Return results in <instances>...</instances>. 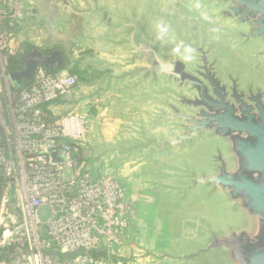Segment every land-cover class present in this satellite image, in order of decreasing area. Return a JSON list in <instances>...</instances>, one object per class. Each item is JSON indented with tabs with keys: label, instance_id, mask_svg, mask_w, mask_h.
<instances>
[{
	"label": "water",
	"instance_id": "1",
	"mask_svg": "<svg viewBox=\"0 0 264 264\" xmlns=\"http://www.w3.org/2000/svg\"><path fill=\"white\" fill-rule=\"evenodd\" d=\"M188 1L225 26V42L246 63H227L207 29L162 24L159 35L141 20V0H86L84 7L50 0L41 29L64 52L29 50L25 69L10 78L22 89L41 68L61 70L79 45L100 53L92 61L103 73L78 105L98 98L107 104L119 89L128 100L151 89L147 119L127 138L96 140L93 155L98 161L180 156L163 187L173 195L171 211L185 210L176 227L184 241L175 252L150 253L153 259L264 264V0Z\"/></svg>",
	"mask_w": 264,
	"mask_h": 264
},
{
	"label": "built area",
	"instance_id": "2",
	"mask_svg": "<svg viewBox=\"0 0 264 264\" xmlns=\"http://www.w3.org/2000/svg\"><path fill=\"white\" fill-rule=\"evenodd\" d=\"M23 11L22 5L17 14ZM7 59L0 53V264H135L123 257V234L132 227L124 185L79 161L92 146V119L80 108L50 119L44 109L76 98L81 80L41 68L13 96Z\"/></svg>",
	"mask_w": 264,
	"mask_h": 264
},
{
	"label": "rangeland",
	"instance_id": "3",
	"mask_svg": "<svg viewBox=\"0 0 264 264\" xmlns=\"http://www.w3.org/2000/svg\"><path fill=\"white\" fill-rule=\"evenodd\" d=\"M15 2H17L18 7H21L23 5L25 9V11H23V14L22 13L17 14L18 7H15L12 10ZM167 4H168V1L166 0L165 10H164L165 12L167 11L166 10L168 7L166 6ZM40 7L41 6H39L38 0L36 1L34 0H0V33H1L0 38L1 40L6 38L5 42H0V45L2 46L3 44L4 46L3 50L0 48V53L2 57L8 56L7 62L6 63L3 62L5 73L8 76L10 75L9 74L10 60L16 55L25 53L24 51L26 49V46L27 48L32 47L30 50L41 49L43 51L45 49V46H46L45 43L47 42H39V41L42 39V36H44V32L42 31L41 28L46 23V19L44 18L46 15V12H43V6L41 8ZM10 10H12V13H10ZM32 10H34L35 13H33ZM165 12H163V14H165ZM21 15H22L21 19H18ZM10 19L12 21H10ZM186 19L187 20H183V17L175 18L173 17V15H168V16L166 15L165 19H162L161 23L165 24L168 28H170L171 25H182L184 28H190V29H193L195 27H199V28L205 27L207 28V30H210L212 32V34L219 41L220 46H222L225 49L226 55L228 57L227 63L234 62V61L246 63L244 53L234 50L227 42H225L226 38L223 35L225 26L216 25V23L209 20L207 16H205L204 14L198 13V12L196 13L195 11H192V10L190 11L189 16L188 17L186 16ZM28 20H31L32 22L30 23ZM5 34H7V36ZM53 45H54L53 43H49L48 47L50 48ZM61 48L63 51L62 46ZM79 50H80L79 48H74L73 51H71L70 54L67 55L66 58L68 59V61H71L70 67L75 61H77L76 59H81V58H78V54H77ZM10 52H13V54L11 55ZM92 60H95V59H91V56L88 55L85 59H83V61H81L80 63L81 67L79 68V70H81L82 72L81 75L83 78L89 77L90 79L93 78V80L94 79L96 80L102 76L103 72L100 69H96V65H94ZM89 80L88 82H84V83L81 80V83L79 84V86L84 85L85 87H87L89 85ZM14 94L17 95L14 92V88H12V95L15 96ZM100 102L103 105V101L101 99H100ZM91 106H92L91 104L83 103L82 110L80 111V113L82 114L85 113L88 116H90L89 110ZM4 114H5V125H4L5 132L7 134H11V128L9 124V119L7 117V113L4 112ZM147 115L148 113L145 112L139 115V117H143L144 119H147ZM48 116L50 117V119L52 117L55 118V115L53 114H48ZM131 116L129 115L127 116V119H124V121L126 120L125 122L126 125L124 126V128H121V130L117 132V134H115L113 138L104 139L101 137L102 141L111 143L115 141L116 139L123 138V137L127 138L131 136L133 134L132 130H134V124H136V122L138 121H141L140 119H137L138 118L137 115L133 116V118ZM128 117H131V118H128ZM91 126H92V123L89 125L88 130L89 128H91ZM102 126L100 127V130H103V129L105 130V128ZM88 130H87V133H88ZM96 132H97V129H96ZM98 133L99 132H97V134ZM2 140H4V138L0 134V143ZM82 156L83 158L88 159V160L89 159L95 160L94 155H93V149L84 150L82 153ZM179 159H180V156H178L177 154H173L168 157H154L150 159H146L142 157V155H138V156L128 159L129 164H130V161L135 162V164L136 163H140V164L145 163V165L147 164L146 165L147 170L143 171L141 175V177L143 176L142 184H145L146 186H148L146 187L147 193L145 196V200H147L146 202H147L148 208L153 209L155 207L154 204L158 205L159 207H157V209L160 208V210L162 211L161 215L164 216L163 220L166 222H171L170 224L171 228L169 224H165V222L164 224L162 223L165 230L171 231L175 237V243L174 241H171L169 245L164 246L165 250L167 249L168 251H171L173 247L174 249H178L179 244L181 247L184 241L183 239L177 240L176 227H177L178 222H183L186 219V215L184 214L185 210H181L180 212L171 211V209H173L172 207L173 195L171 192H169L168 190L164 188L170 183L169 179L167 178V174L169 172L168 168L170 166H173L174 164H177L179 162ZM114 160H117L115 155L105 157L99 160L97 164H95L94 166H90V167L92 170H94L93 171L94 174L108 173V171L110 170L109 168L110 166L113 165ZM109 174H113L116 177V179L124 185V182L122 181V179L119 178L115 173L112 172ZM154 215H155V212H154ZM160 217L161 216L159 215V217L156 218L157 222H159ZM173 224H174V227L172 226ZM141 228H142L141 230H138L136 232V234H139V236L143 237V232L153 234L151 233V230L149 231V228L147 227V225L142 226ZM123 236L124 238H126L128 241L132 243V244L130 243L131 246L126 243L124 254H123L124 260L128 262L129 261L135 262V264H155L152 262L153 257L149 253L157 252L156 251L157 248H155V244L157 243L159 239V235H156L154 239H148V240L145 238V236L143 237L145 238L143 240L139 239L138 237L137 241H136V238H137L136 235H135L136 238H134V235L127 234V233L123 234ZM147 257L150 258L149 261L145 260ZM1 260L3 259L0 258V263H3L4 260L3 261ZM161 264H178V263L172 260H165L164 262H161Z\"/></svg>",
	"mask_w": 264,
	"mask_h": 264
},
{
	"label": "crops",
	"instance_id": "4",
	"mask_svg": "<svg viewBox=\"0 0 264 264\" xmlns=\"http://www.w3.org/2000/svg\"><path fill=\"white\" fill-rule=\"evenodd\" d=\"M36 1V0H34ZM50 0H38L39 6H47L48 2ZM86 0H72V2L75 5H78L80 7L85 6ZM110 1V0H106ZM115 1V0H111ZM165 1L166 0H141V8L139 11V16L141 20L148 23L154 31H156L159 35H161V23L162 19H165V16L167 15H173L175 18H181L183 17V20H187L186 16L188 17L190 14V11H195L196 13H200L194 6L191 5V3L188 0H167L168 4L167 11L165 12ZM167 3V2H166ZM160 4V5H159ZM159 5V6H158ZM162 5V6H161ZM164 5V6H163ZM34 11V10H32ZM165 12V14H163ZM179 20V19H178ZM165 25V24H164ZM160 26V27H159ZM196 26V25H195ZM160 28V29H159ZM63 29L60 27V30ZM201 29H207V28H201ZM44 36H42V39L39 42H47V43H53V46L59 47L54 40L48 39V36L46 35L45 31ZM210 31V30H209ZM61 47V46H60ZM74 48H79L80 50L77 52L78 58L76 59L79 62V68L81 61L85 59L88 55L91 56V59H96L98 56H100V53L95 52L87 48L86 46H79L74 45ZM72 49V51H73ZM95 65V64H94ZM90 78L87 77L82 79V82H88ZM92 78L89 80V85L91 84ZM85 87L84 85L79 86L77 89V97L78 94L85 95L89 94L94 89L92 87ZM84 91H83V90ZM152 90L146 89L144 91L137 92L134 95V98L132 100H128L127 96L123 94L122 89H119L116 91L113 96L110 98L109 102L107 104L104 103L103 98H98L96 100V103L92 102H86V104H91L92 106L97 107V114L95 116H92V126L89 128L87 133V139L88 142H92V146L90 149L94 148V142L96 140L102 141L101 137L104 139L113 138L117 132L121 130V128H124L126 125L127 116H138L137 119L145 120L143 117H139L142 113H148L152 111L153 107L149 101L145 99V96L149 94ZM75 97H73L70 100H74ZM100 99L103 101V105L100 102ZM76 100V99H75ZM101 107V108H100ZM53 115H59L60 114V108L59 107H53L51 109ZM133 116H131L133 118ZM128 117V118H131ZM146 118V117H145ZM117 124V125H115ZM103 125V126H102ZM104 127L105 130H100V127ZM99 132L97 134L96 132ZM100 136V137H99ZM117 160L113 161V165L110 166V170L108 173H115L119 178L122 179L124 182V187L126 191V202L130 204L131 206V212L130 216L132 218V227L127 231V234H132L137 236L136 241L139 237V239H154L156 235H159V239L157 243L155 244L156 251L159 252H175V249L171 251L165 250L166 245H169L171 241H174L175 243V237L174 234H172L171 231H166L163 227L162 223L164 224H171V222L164 221V216L161 215V210L158 205L154 204V208H148L147 200H145L146 196V186L145 184H142V172L147 170L145 163L140 164L130 161L129 160H123L119 156H115ZM119 158V159H118ZM128 162V163H127ZM115 170V171H113ZM145 183V182H144ZM149 196V194H148ZM155 212V215H154ZM160 217L159 222H157L156 218ZM147 225L149 228V231L151 230V233H145L143 232V237L139 236V234H136L138 230H141L142 226ZM174 227V224L172 225ZM171 228V226H170ZM172 236V237H171ZM177 240H180V237L176 235ZM128 244L131 246V242L128 241ZM131 243V244H130ZM180 245V244H179ZM178 246V245H177ZM169 248V247H168ZM156 252V253H157ZM149 253V252H148ZM150 254V253H149ZM149 257H147L145 260L149 261ZM152 262L155 264H161V262H157L152 258Z\"/></svg>",
	"mask_w": 264,
	"mask_h": 264
},
{
	"label": "trees",
	"instance_id": "5",
	"mask_svg": "<svg viewBox=\"0 0 264 264\" xmlns=\"http://www.w3.org/2000/svg\"><path fill=\"white\" fill-rule=\"evenodd\" d=\"M32 47H28L26 46V49H25V52H28ZM22 57L23 55L20 54V55H16L14 56L11 60H10V66H9V74L11 73H16V72H20L24 69L23 67V61H22ZM70 64H71V61H68V59L66 60V63L65 65L63 66V68L59 71H68L70 74H73V75H78L80 80L84 79L82 77V72L81 70H79V62H74V64H72V66L70 67ZM59 71H54L52 73H57ZM31 82H26L25 83V86L23 88H26L30 85ZM21 89L17 88V87H14V92L15 93H18ZM53 107H59L60 108V115H64V114H67L71 111H74L78 108H80L79 110L82 109V106H78L77 104V101L76 100H70V99H63V98H58V99H55L54 101L48 103L47 105H45L44 109L47 111L48 114H52V111L51 109ZM90 118L92 119V116L98 114L97 112V107L95 106H91L90 108ZM79 161L81 163L84 164V166H94L95 164H97L99 161L98 160H91V159H85L83 158V156H81L79 158Z\"/></svg>",
	"mask_w": 264,
	"mask_h": 264
},
{
	"label": "flooded vegetation",
	"instance_id": "6",
	"mask_svg": "<svg viewBox=\"0 0 264 264\" xmlns=\"http://www.w3.org/2000/svg\"><path fill=\"white\" fill-rule=\"evenodd\" d=\"M49 45V43H45V49L42 51L41 49V51L42 52H44V53H46V54H50L51 52H53V51H55V50H60L61 52H63L62 51V48L61 47H57V46H52V47H48V45ZM25 52V51H24ZM25 54H27V52H25V53H22V55L24 56ZM23 58V57H22ZM74 64V63H73ZM23 67H24V69H25V64H24V62H23ZM23 69V70H24ZM46 70V69H45ZM47 72H49V73H52V72H50V71H48V70H46Z\"/></svg>",
	"mask_w": 264,
	"mask_h": 264
}]
</instances>
